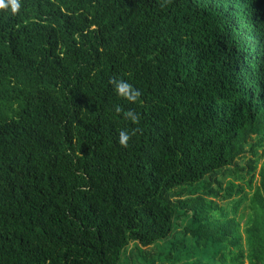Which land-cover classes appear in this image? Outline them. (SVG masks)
I'll return each mask as SVG.
<instances>
[{
  "label": "trees",
  "instance_id": "trees-1",
  "mask_svg": "<svg viewBox=\"0 0 264 264\" xmlns=\"http://www.w3.org/2000/svg\"><path fill=\"white\" fill-rule=\"evenodd\" d=\"M17 2L0 264H129L131 243L140 264H264V0Z\"/></svg>",
  "mask_w": 264,
  "mask_h": 264
},
{
  "label": "rangeland",
  "instance_id": "rangeland-1",
  "mask_svg": "<svg viewBox=\"0 0 264 264\" xmlns=\"http://www.w3.org/2000/svg\"><path fill=\"white\" fill-rule=\"evenodd\" d=\"M250 156H251V154L250 153H247L246 156H245V158H243V157L239 158V161L238 162H239L240 166L242 165L243 167H246L247 168V162L249 161ZM262 160L263 159H259L258 160L257 168L254 171V178H253V185H252V187H250L249 185H247L246 183H244L245 184L244 185L245 186V193H246V195L248 197L253 193L254 185L260 183V173H259V171H260V166H261ZM249 176H250V173H248L247 171H245V180L246 181L249 180V178H250ZM226 180L227 179H225V181ZM236 181H238V180H236ZM240 213L245 215L244 218L247 217V215L249 213V209L246 208V205L243 206L240 209ZM244 221H245V219L242 221V225H243ZM134 248H135L134 244L131 243L129 245L126 253H125L124 260L127 259L129 264H140V260H136L135 262L133 261L132 251L134 250ZM147 249L150 252V258H154V257H156L155 254H157L158 251L165 250V246L163 245V243H160V245H158V246L147 247ZM155 261H156V264H160V260L159 259L156 258Z\"/></svg>",
  "mask_w": 264,
  "mask_h": 264
},
{
  "label": "clouds",
  "instance_id": "clouds-1",
  "mask_svg": "<svg viewBox=\"0 0 264 264\" xmlns=\"http://www.w3.org/2000/svg\"><path fill=\"white\" fill-rule=\"evenodd\" d=\"M8 7H10L13 12H15L19 8V3L17 2V0H7V2H5V0H0V8H8ZM116 90L118 94L128 98L129 100L135 98V95L133 94V90H131V86L126 82L123 81L118 82L116 84ZM116 111L119 112L120 109L117 108ZM127 115L130 116L133 121H135L136 117L132 113L129 112L127 113ZM127 140H128V133H126L125 131H121L119 133V143L121 145H124Z\"/></svg>",
  "mask_w": 264,
  "mask_h": 264
}]
</instances>
